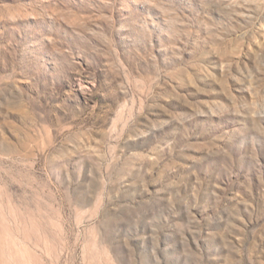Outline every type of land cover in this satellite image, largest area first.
Masks as SVG:
<instances>
[{"label": "rangeland", "instance_id": "374dc122", "mask_svg": "<svg viewBox=\"0 0 264 264\" xmlns=\"http://www.w3.org/2000/svg\"><path fill=\"white\" fill-rule=\"evenodd\" d=\"M0 264H264V0H0Z\"/></svg>", "mask_w": 264, "mask_h": 264}]
</instances>
